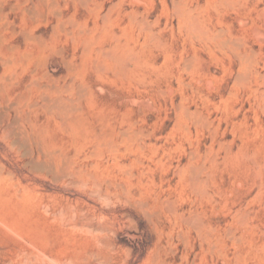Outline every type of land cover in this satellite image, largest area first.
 <instances>
[{"label": "rangeland", "instance_id": "obj_1", "mask_svg": "<svg viewBox=\"0 0 264 264\" xmlns=\"http://www.w3.org/2000/svg\"><path fill=\"white\" fill-rule=\"evenodd\" d=\"M41 1L0 0V264H264V0Z\"/></svg>", "mask_w": 264, "mask_h": 264}, {"label": "bare ground", "instance_id": "obj_2", "mask_svg": "<svg viewBox=\"0 0 264 264\" xmlns=\"http://www.w3.org/2000/svg\"><path fill=\"white\" fill-rule=\"evenodd\" d=\"M218 1H219V0H218ZM227 1L229 2V0H226V1H223V0H222V2H227ZM232 1H233V0H232ZM232 1H231V2H232ZM41 2H42V1L40 0V3H41ZM52 2H53V4H54V1H53V0H52ZM234 2H235V3H236V2L238 3V1H234ZM234 2H233V3H234ZM38 3H39V1H38ZM55 3H56V2H55ZM229 3H230V2H229ZM1 4H2V3H1ZM42 4L44 5V7H43L44 9L42 10L44 13H43L42 15H44V14H45V4H44V3H41V5H42ZM53 4H52V5H53ZM54 5H55V4H54ZM233 5H234V4H233ZM0 6H1V5H0ZM39 6H40V5H39ZM39 6H37V7H39ZM49 6H51L50 3H49ZM1 8H2V7H1ZM40 8H41V6H40ZM48 8H52V7H48ZM194 8H195V6H194ZM191 9H192V8H191ZM3 10H4V9H3ZM189 10H190V9H189ZM189 10H188V11H189ZM193 10H195V9H192V11H193ZM0 11H1V10H0ZM27 11H28V9H27ZM42 11H41V12H42ZM52 11H53V10H52ZM188 11H187V12H188ZM192 11H189V12H192ZM50 12H51V10H50ZM58 12H59V10H58ZM189 12H188V14H189ZM59 14H60V13H58V15H59ZM20 16H22V14H21ZM188 16H189V15H188ZM190 16H191V15H190ZM190 16H189V17H190ZM58 17H59V16H58ZM192 17H193V16H192ZM21 18H22V17H21ZM48 18H49V17H48ZM190 20L193 21V18H192V19L190 18L189 21H190ZM192 21H191V22H192ZM60 22H61V20H60ZM56 23H57V22H56ZM192 23L194 24V22H192ZM56 25H57V24H56ZM58 25H60V24H58ZM73 29H74V28H73ZM68 32H69V31H68ZM255 32H256V31H255ZM78 33H80V32H78ZM0 34H1V33H0ZM0 37H1V36H0ZM25 39H26V38H25ZM6 40H7V39H6ZM8 41H9V40H8ZM24 41H26V40H24ZM3 42H4V41H3ZM85 43L88 44V41L85 42ZM87 44H85V45H87ZM88 45H89V44H88ZM6 46H8V45H6ZM6 46H5V47H6ZM12 46H13V45H12ZM12 46H11V48L8 46L7 51H9L10 49L14 48V46H13V47H12ZM16 46H17V45H16ZM213 46L216 47V44L213 45ZM218 46H219V45H218ZM3 47H4V46H3ZM19 47H20V46H19ZM9 48H10V49H9ZM17 48H18V47H17ZM22 48H23V47H22ZM213 48H214V47H213ZM213 48H212V50H213ZM221 48H222V47L220 46V49H221ZM230 48H231V47H230ZM232 48H233V47H232ZM3 49L5 50V48H3ZM208 49H209V48H208ZM218 49H219V48L217 47V48H215L214 50H216V52H217ZM232 50H233V51H236L235 49H232ZM17 51H18V49H17ZM221 51L223 52L224 50L221 49ZM219 52H220V50L217 52V54H218ZM222 52H221V53H222ZM5 53H6V52H5ZM5 53H4V54H5ZM10 53H11V50H10ZM209 53H210V51H209ZM211 53H213V52L211 51ZM221 53H219V54H221ZM16 54H17V53H15V55H16ZM223 54H224V52H223ZM6 55H7V54H6ZM19 55L21 56V53H19ZM10 56H11V55H10ZM10 56L8 55V57H10ZM25 56H26V54H25ZM211 56H212V55H211ZM219 56H220V55H219ZM214 57H215V54H214ZM5 58H6V56H5ZM20 58H22V57H19V59H20ZM6 59H8V58H6ZM23 59H24L25 62H26V59L24 58V55H23ZM23 59H22V60H23ZM24 60H23L22 62H24ZM29 60H30V58H29ZM18 61H19V60H18ZM0 62H2V59H1ZM9 62H11V61H9V60H8V62H5V61H4V62H2V64H3V63H7V64H8ZM22 62H21V65H23V64L25 63V62H24V63H22ZM16 63H17V62H16ZM0 64H1V63H0ZM16 66H17V65H16ZM6 68H7V67H6ZM6 68H5V69H6ZM15 69H16V68H15ZM20 70H21V68H20ZM4 71H5V70H4ZM6 71H7V70H6ZM6 71H5V72H6ZM248 71H249V69L247 70V72H248ZM19 72H20V71H19ZM19 72H18V73H19ZM0 73H1V72H0ZM2 74H4V73H1L0 76H2ZM10 74H12V73H10ZM10 74H9V75H10ZM247 74H248V73H247ZM13 75H14V74H12V76H11L12 78H13ZM6 76H7V75H6ZM2 77H3V76H2ZM16 77H17V76H16ZM8 78H9V77H8ZM4 79H5V78H4ZM6 79H7V78H6ZM2 80H3V79H2ZM14 80H15V79H14ZM6 81H9V80H6ZM12 82H13V81H12ZM16 83H17V82H16ZM28 85H29V84H28ZM0 86H1V84H0ZM17 86H18V85H17ZM0 88H1V87H0ZM15 88H16V87H15ZM17 88H18V87H17ZM24 88H25V86H24ZM1 89H2V88H1ZM1 89H0V90H1ZM10 91H12V90H10ZM0 92H1V91H0ZM3 92H4V91H3ZM11 93H12V92H11ZM3 94H4V93H3ZM22 94H23V93H22ZM18 95H19V94H18ZM16 96H17V93H16ZM5 97H6V96H5ZM20 97H22V96L20 95ZM18 98H19V97H18ZM18 98H17V99H18ZM1 99H3V98H1ZM22 99L27 100L26 98H22ZM25 100H24V101H25ZM16 102H18V101H16ZM16 102H15V103L12 102L13 105L16 106V105H17ZM21 102H22V101H21ZM21 102H20V103H21ZM7 103H8V101H7ZM9 103H10V102H9ZM10 104H11V103H10ZM10 104H9V105H10ZM18 104H19V103H18ZM29 104H30V103H29ZM11 105H12V104H11ZM5 106H6V105H5ZM23 106H24V102H23V104H22V109H23ZM52 107L54 108V106H52ZM55 107H56V106H55ZM8 108L10 109L11 106L8 107ZM8 108H7V109H8ZM12 108H14V107H12ZM15 109H16V108H15ZM20 110H21V109H20ZM25 110H26V109H25ZM61 110H62V109H61ZM14 111H16V110H14ZM18 111H19V110H18ZM15 113H17V112H15ZM23 113H24V112H23ZM26 113H27V112H26ZM21 114H22V113H21ZM7 116H8V115H7ZM13 116H16V114L13 115ZM20 116H21V115H20ZM25 116H26V115H25ZM16 117H17V116H16ZM16 117H14L16 120H17L18 118H21V117H17V118H16ZM14 118H13V119H14ZM25 118H26V117H24V119H25ZM16 120H15V121H16ZM25 120H26V119H25ZM17 121H18V120H17ZM12 122H14V120H13ZM14 123H16V122H14ZM198 163H199V162H198ZM202 164H204V162H203ZM199 165H200V163H199ZM197 166H198V164H197ZM202 166H203V165H202ZM202 166H201V167H202ZM205 166H206V165H205ZM191 167H192V168H191ZM193 167H195V164H194V166L191 164V166H190L189 168L192 169V171H194L195 169H194ZM198 167H199V166H198ZM201 167H200V168H201ZM203 168H204V167H202V170H203ZM206 168H208V167L206 166ZM190 169H189V171H187V172H190ZM193 169H194V170H193ZM198 169H199V168H198ZM208 170H209V169H208ZM192 171L190 172V174H189V173H188V174L191 175ZM199 171H201V169H200ZM199 171H197V172H199ZM203 171H204V170H203ZM205 171H206V170H205ZM195 172H196V170H195L193 173H195ZM201 172H202V171H201ZM206 173H207V171H206ZM206 173H204V174H206ZM195 174H196V173H195ZM195 174H194V175H195ZM197 174H198V173H197ZM197 174H196V176H197ZM202 174H203V173H202ZM204 174H203V175H204ZM191 176H192V175H191ZM197 177H199V176H197ZM194 178H195V177H194ZM195 179H196V178H195ZM195 179H194V181H195ZM197 180L200 181V180H201V177H200V179H197ZM192 181H193V180H192ZM194 181H193V182H194ZM201 181H202V180H201ZM203 181L205 182L204 179H203ZM189 182L191 183V178H190ZM193 182H192L191 184H193V186H195V185H196V184H195L196 181H195L194 183H193ZM204 182H203V183H204ZM196 183H197V185H198V182H196ZM199 183H200V182H199ZM194 184H195V185H194ZM200 184H202V183H200ZM197 187H199V186H197Z\"/></svg>", "mask_w": 264, "mask_h": 264}]
</instances>
